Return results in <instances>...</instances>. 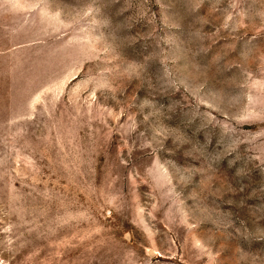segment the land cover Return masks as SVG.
Here are the masks:
<instances>
[{
  "label": "rangeland",
  "instance_id": "374dc122",
  "mask_svg": "<svg viewBox=\"0 0 264 264\" xmlns=\"http://www.w3.org/2000/svg\"><path fill=\"white\" fill-rule=\"evenodd\" d=\"M0 264H264V0H0Z\"/></svg>",
  "mask_w": 264,
  "mask_h": 264
}]
</instances>
